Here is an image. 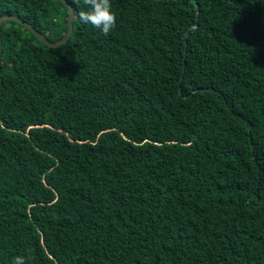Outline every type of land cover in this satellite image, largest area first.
I'll return each mask as SVG.
<instances>
[{"label": "trees", "instance_id": "trees-1", "mask_svg": "<svg viewBox=\"0 0 264 264\" xmlns=\"http://www.w3.org/2000/svg\"><path fill=\"white\" fill-rule=\"evenodd\" d=\"M67 2L0 25V264H264V0Z\"/></svg>", "mask_w": 264, "mask_h": 264}, {"label": "clouds", "instance_id": "clouds-1", "mask_svg": "<svg viewBox=\"0 0 264 264\" xmlns=\"http://www.w3.org/2000/svg\"><path fill=\"white\" fill-rule=\"evenodd\" d=\"M79 6L83 4V8L79 10L78 16L81 22L91 25L98 29L103 35L107 36L116 26V14L112 11L111 0H73ZM73 15L76 11L72 10ZM12 264H26L23 256H15Z\"/></svg>", "mask_w": 264, "mask_h": 264}, {"label": "water", "instance_id": "water-1", "mask_svg": "<svg viewBox=\"0 0 264 264\" xmlns=\"http://www.w3.org/2000/svg\"><path fill=\"white\" fill-rule=\"evenodd\" d=\"M62 2H64L68 8V29L66 34L59 40L55 41V42H50L49 40H47V38L39 33L38 31H36L31 25H29L28 23L20 20L17 16H1L0 17V25L1 22L5 19H13L16 21H19L21 23H23L25 26H27L43 43L47 44L48 46H56L58 44L64 43L71 35L72 32V17H73V12H72V6L71 4H69L67 2V0H61ZM0 55H1V38H0Z\"/></svg>", "mask_w": 264, "mask_h": 264}]
</instances>
